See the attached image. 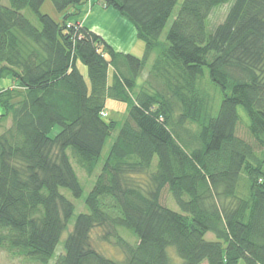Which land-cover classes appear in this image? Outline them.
<instances>
[{"label": "trees", "instance_id": "16d2710c", "mask_svg": "<svg viewBox=\"0 0 264 264\" xmlns=\"http://www.w3.org/2000/svg\"><path fill=\"white\" fill-rule=\"evenodd\" d=\"M180 2L99 0L133 25L139 59L70 24L87 0H0V82L13 85L0 90V251L50 264L68 231L55 264H264V0ZM207 72L219 108L200 91ZM109 100L128 106L122 123ZM76 166L97 173L75 217Z\"/></svg>", "mask_w": 264, "mask_h": 264}, {"label": "rangeland", "instance_id": "374dc122", "mask_svg": "<svg viewBox=\"0 0 264 264\" xmlns=\"http://www.w3.org/2000/svg\"><path fill=\"white\" fill-rule=\"evenodd\" d=\"M3 1L5 3L7 2V0H3ZM181 2H182V0H181ZM89 3H90V0H87L86 5H88ZM96 7H97L96 5L93 6L91 4V6H89V10H90L89 13L92 11L90 17H89V13L87 14V12H88L87 11L88 8H87L86 13H84L82 10L80 12L79 16L76 17V18L80 17L81 19L69 20L70 24H72L71 22H76L83 27H87V26L90 27V30H92V31L95 30L94 28H97V29H99L98 33L100 34V36L107 42V44L110 47H112L113 50H115V52L121 53V54H131L132 56L141 59L145 54L146 45L144 42L138 40V35H137L135 28L133 29V25L128 20H126L124 17H122L121 15H119L118 13H116L112 10L107 9V10H105L107 12H104V11L99 10L98 7H97L98 8L97 9ZM179 7H180V4L175 9L173 17L171 18V20L169 21L165 31L163 32V36H162L163 41L165 39V35L167 34L168 30L170 29V27L173 23L176 15L179 12ZM227 10H228V7H222V8H219L213 12V14L210 18V25L212 28L216 27L217 25H219L220 23L223 22V20L226 17ZM41 12L43 14L49 15L50 17H52L57 22L62 21V14H59L56 11V9L54 8L51 1H47L45 3ZM71 13H74L73 10H71ZM25 14H26V16L27 15L29 16V18L31 19V21L34 24H36V20L34 19V17L29 12H26ZM131 35L132 36L134 35L133 40L131 39L132 38ZM154 57L155 56L153 55L151 62H152V60H154ZM151 62L149 63V65L151 64ZM146 78H147V71L140 78V80L138 82L139 87L144 83ZM12 86H13L12 81L10 79L0 82V90L9 89ZM200 91L204 94L205 97H208L207 102H210V100L215 101V105L217 106L216 108H219L220 103L222 101V94L210 82L208 72H207L205 79L200 83ZM127 111H128V106L126 104L118 103V102H115L112 100H109L107 102L106 112L108 114L107 118L110 120H114V121H117L119 123H122L127 116ZM7 125H9V122L6 123V126ZM1 131H2V127L0 128V132ZM113 141H114V137H111L106 142V145H105V148H104L103 154H102V161H104L106 159ZM76 169H77L78 175L80 177L79 180L84 186V196H83L82 200L79 202L71 199L77 208V211L75 213V217L79 213H81V212L84 213L86 211L83 200L87 197V195L91 191L92 185L94 184V181H95V175L97 173L96 172L94 175L88 176L86 174V172L81 170V168H79L78 166H76ZM65 193L68 196L70 195L67 192H65ZM170 200H171V197H170L169 193L165 190L163 193V196H162V202L164 204H167V205H169V203H170L168 208L179 213L180 210L177 207V205L175 204V202L173 201V199L171 200V202H170ZM73 223H74V219H73V222L69 226V232L73 228ZM67 235H68V231L63 235L62 242L66 239ZM122 235L124 238L128 239L129 241H131L133 243L136 240L129 233L123 232ZM206 239L210 240V241L214 240V236L212 234H208ZM92 241H93L94 247L96 249H98L99 252L103 253L104 255L111 257V258H116V259L122 258L121 252L118 249H116L114 246H112L110 244L101 243V241L99 240V232L98 231L94 232L93 237H92ZM62 242H61V244L57 250L56 257L51 261L50 264H55L56 258L58 255V251L60 249H62ZM168 253L170 255L173 253L175 254V251L173 249H169ZM0 264H27V263L23 258L11 255V254L7 253L6 251H0ZM204 264H207V263H204Z\"/></svg>", "mask_w": 264, "mask_h": 264}, {"label": "crops", "instance_id": "0c3cea01", "mask_svg": "<svg viewBox=\"0 0 264 264\" xmlns=\"http://www.w3.org/2000/svg\"><path fill=\"white\" fill-rule=\"evenodd\" d=\"M91 4H92L93 6L96 5V6L99 8V10L104 11V12H107V11L103 10V9L99 6V0H90V3H89L88 5L85 4V5L82 7L81 11L83 10V12L86 13V10H87V8H88V10H87V11H88L87 14H88L89 11H90V10H89V6H91ZM97 7H96V8H97ZM98 8H97V9H98ZM112 11H113V10H112ZM91 12H92V11H91ZM91 12L89 13V17L91 16ZM76 19H81V18H80V17H79V18H74V20H76ZM92 27H93V26H92ZM87 28L90 29V27H88V26H87ZM91 29H92V28H91ZM94 29H95V30H94L93 32L99 34V33H98V32H99V29H97V28H94ZM133 29H134V27H133ZM99 35H100V34H99ZM131 37H132L131 39L133 40L134 35H133V36L131 35Z\"/></svg>", "mask_w": 264, "mask_h": 264}, {"label": "built area", "instance_id": "2783aa9c", "mask_svg": "<svg viewBox=\"0 0 264 264\" xmlns=\"http://www.w3.org/2000/svg\"><path fill=\"white\" fill-rule=\"evenodd\" d=\"M105 117H107V115H104Z\"/></svg>", "mask_w": 264, "mask_h": 264}]
</instances>
